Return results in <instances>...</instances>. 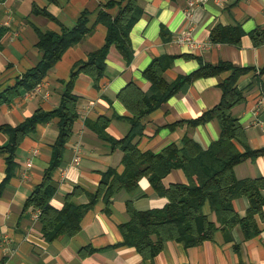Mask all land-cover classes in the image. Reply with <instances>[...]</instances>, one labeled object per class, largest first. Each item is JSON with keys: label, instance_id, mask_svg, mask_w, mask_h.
<instances>
[{"label": "crops", "instance_id": "1", "mask_svg": "<svg viewBox=\"0 0 264 264\" xmlns=\"http://www.w3.org/2000/svg\"><path fill=\"white\" fill-rule=\"evenodd\" d=\"M125 0H0V91L16 85L30 68L43 58L38 46L40 32L62 33L72 29L83 11H89L90 23L101 10L116 17ZM142 14L130 31L131 57L128 59L111 44L106 56L104 75L99 83L81 71L74 80L79 95V117L66 142L60 164L52 172L56 191L51 204L62 208L70 197L76 204L89 203L99 191L104 174L110 169L121 173L124 151L105 140L94 128L97 121L108 120L107 133L117 139L132 128L133 113L118 94L129 83L147 96L154 94L144 71L155 60L167 64V81L188 75L201 66L222 62L248 68L238 77L245 100L232 109L241 123L251 149L264 148V42L255 44L251 32L264 29V0H206L189 11V0H138ZM188 12L192 15L189 17ZM188 28L193 40L180 42ZM243 33L239 42L214 39ZM108 28L99 22L79 43L69 47L46 77L32 88L21 89L10 102L0 105V264H147L134 247L123 245L119 225L130 219L129 207L136 210L161 208L166 196L158 194L147 176L136 187L115 191L110 199L101 193L81 221L74 235L62 234L50 241L44 237L38 208L27 199L42 183L50 167L53 147L59 135L58 118L39 122L19 144L14 166L8 169V152H1L9 135L4 125L18 126L37 110L56 109L72 72L89 60V53L106 43ZM233 37V36H231ZM198 77L184 83L162 105L142 120L143 133L134 142L142 151L158 153L174 143L181 146L191 137L207 149L220 137L219 121L214 118L199 124L188 121L216 106L222 97L220 82L232 73ZM81 143L82 154L75 160L74 146ZM241 150H244L240 146ZM238 179L264 178V152L248 156L234 167ZM180 168L164 178L166 186L185 183ZM264 195V190H263ZM236 210L245 216L249 207L246 196L235 200ZM216 220L214 213L210 215ZM259 231L246 238L240 225L229 234L218 228L214 237L186 247L168 240L154 259L155 264H264V207L255 215Z\"/></svg>", "mask_w": 264, "mask_h": 264}, {"label": "trees", "instance_id": "2", "mask_svg": "<svg viewBox=\"0 0 264 264\" xmlns=\"http://www.w3.org/2000/svg\"><path fill=\"white\" fill-rule=\"evenodd\" d=\"M116 17L101 10L96 21L90 23L89 11L85 10L79 16L77 24L72 29L65 28L62 33L53 31L40 32L38 46L43 51L40 62L27 70L15 86L0 91V105L10 102L17 97L23 88L32 89L41 82L48 71L62 58L66 50L79 43L99 22L107 28L106 43L99 49L89 53V60L77 71L72 72L62 93L60 105L51 111L37 110L18 126L4 125L1 130L6 132L9 143L1 148L8 152V169L14 166L16 150L23 138L34 131L39 122L58 118L59 135L53 147L50 167L45 172L43 181L27 199V205L40 209L39 219L45 238L52 241L62 234L74 235L81 229V221L85 212L99 199L101 193L109 200L117 190L132 189L137 186L139 179L147 176L155 191L166 196L168 202L161 208L136 210L129 207L130 219L119 225L123 235V245L137 249L147 261L155 264L154 259L163 250L165 242L176 240L186 247L198 245L214 237L218 228H223L226 234L237 225L243 229L246 238L257 235L259 227L256 214H263L264 207V178L238 179L234 167L249 155L256 157L264 152V148L251 149L247 143L244 129L232 114L234 106L245 100L243 90L238 87V77L248 68L222 62L219 65L201 66L188 75H179L172 81H167L164 73L167 64L155 59L144 71V75L152 84L154 94L145 95L141 88L129 83L118 94L131 109L132 128L127 136L121 139L111 137L107 133L108 120L97 121L94 128L111 144V148L120 147L124 151V169L119 173L115 169L107 171L100 183L99 191L86 204H76L70 199L65 201L62 208L51 204L56 191L52 172L60 164L66 142L72 136L75 123L79 117V95L74 92V80L79 72L84 71L99 83L104 75L106 56L111 44H116L119 50L128 58L131 57L130 31L142 14L138 0H125ZM237 35L214 39L240 41L242 31ZM255 44L264 42V29L251 32ZM233 36V37H231ZM233 70L231 75L220 82L222 97L220 102L199 117L189 120L191 124H199L216 118L220 125V137L207 149L191 137H185L181 146L174 143L162 151H142L134 142L136 135L143 133V118L162 105L180 87L198 77L217 75L225 70ZM240 146L244 150L240 149ZM175 168L184 171L188 181L172 183L166 186L163 178ZM246 196L249 207L245 216H241L235 207V200ZM215 215L212 220L210 215ZM189 264V263H185ZM247 264V263H239ZM253 264V263H251Z\"/></svg>", "mask_w": 264, "mask_h": 264}, {"label": "built area", "instance_id": "3", "mask_svg": "<svg viewBox=\"0 0 264 264\" xmlns=\"http://www.w3.org/2000/svg\"><path fill=\"white\" fill-rule=\"evenodd\" d=\"M206 0H189V11L191 12V9L195 8V5H199L202 2H205ZM188 12V16L190 17L192 14ZM193 40V35H192V29L188 28L181 36H179V41L180 42H190ZM40 86V83L38 84V87ZM75 150V155L74 158L75 160L79 161L81 158L82 154V148H81V143L78 141L75 143L74 146ZM40 215V209L37 211V217Z\"/></svg>", "mask_w": 264, "mask_h": 264}]
</instances>
